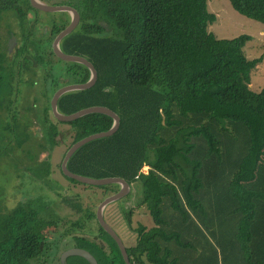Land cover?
<instances>
[{
    "label": "trees",
    "instance_id": "16d2710c",
    "mask_svg": "<svg viewBox=\"0 0 264 264\" xmlns=\"http://www.w3.org/2000/svg\"><path fill=\"white\" fill-rule=\"evenodd\" d=\"M229 1L240 14L264 23V0ZM71 6L80 21L60 47L86 57L97 80L61 95L58 109L72 114L106 106L120 124L112 135L81 146L67 167L92 178L122 177L141 189L138 205L146 207L152 225H133V210L117 219V225L129 224L124 244L130 263L264 264V89L250 85L264 53L246 56L249 34L218 38L209 29L217 15L209 11L208 0H72ZM42 12L54 17L42 19ZM70 21L69 12L41 11L30 0H0V29L8 33L5 48L0 35V159L13 153L4 144L12 134L16 146L27 145L28 159L19 158L18 170L29 169L49 182L59 171L72 186L101 188L105 196L120 185H88L62 171L74 143L110 130L115 122L105 113L72 121L52 113L51 99L60 87L91 76L88 66L63 60L53 50L55 37ZM16 34L18 45L10 50L8 38ZM28 71L36 75L30 83L39 79L43 89L35 130L37 115L21 114L17 104L23 86L15 80ZM61 146L55 171L52 156ZM59 184L62 193L55 196L79 215L45 219L27 198L5 211L1 205L0 264H54L65 241V248H94L97 264H126L98 220V206L83 208L80 195ZM54 200L49 208L61 214ZM105 234L113 243L109 253Z\"/></svg>",
    "mask_w": 264,
    "mask_h": 264
},
{
    "label": "rangeland",
    "instance_id": "374dc122",
    "mask_svg": "<svg viewBox=\"0 0 264 264\" xmlns=\"http://www.w3.org/2000/svg\"><path fill=\"white\" fill-rule=\"evenodd\" d=\"M48 4H69L71 5L72 0H44ZM208 9L209 11L215 13L217 15V20L209 25V29L218 37V38H234L240 34H249L251 36V39L247 41L244 50L245 54L248 58H254L257 56H260L264 53V23L256 21L254 19L248 18L242 14H240L238 11H236L229 0H208ZM56 13V12H55ZM42 19H46L49 17H54L52 14H47L45 12L41 13ZM9 24V23H8ZM16 25L14 27L15 32L20 34V29L17 27L18 23H14ZM40 32V29H38V32ZM0 35H3V46L5 48L6 39L4 38V35L8 37V33L3 29H0ZM16 42L13 44L12 48H15V46L18 45L19 42V35H15ZM11 36H9L10 40ZM8 40V43H9ZM8 46V44H7ZM46 44L43 43L41 45L42 49H46ZM14 50V49H13ZM21 79L17 78L15 82L22 83V94L20 95V101L18 104V109L21 114L23 112H31L30 117L32 115H37L36 120L32 124V128L35 130L37 128V122L39 121V117L41 115L42 111V104L44 102L43 99V89L41 87V82L38 79L37 84L33 85L30 83L33 81L34 76H36L31 71L23 73ZM252 78H251V89L254 91H260L264 89V60L262 63H260L256 69L252 71ZM32 78V80H31ZM40 78V75L38 76ZM23 81V82H22ZM39 82V83H38ZM22 109L20 107V103ZM33 110V112H32ZM26 114V113H25ZM8 116V115H7ZM34 118V117H33ZM37 134V133H36ZM4 144H6L8 147L11 146L12 152L17 156L16 160L11 159L13 153H11L8 157L5 155L2 159H0V207L3 206V211L12 208L15 204L24 203L26 202V198L30 199V203L34 204L37 209H41L43 212V215L45 219H49L52 217V215L56 216H66L69 218L74 219L76 216L79 215V212L76 210V207L73 208L69 206L65 201H63L61 198H58L55 196V192L62 193V190L58 185L61 183V185L72 188V193L78 194L79 200L82 203L83 208H86L87 206H99V204L104 200L107 196L113 194L110 193V191H107L108 193L103 196V189L99 188H85L83 185H73L70 184L71 182L65 177L61 175L59 171L56 173L54 172L52 174V180L49 181H43L40 178V176H33L31 175L29 169L26 171H20L17 167V161L21 157H26L25 160L28 159V156L25 154L26 144L22 146L21 148L16 146L14 136L12 134H9L8 138L4 141ZM65 146L59 147L52 156V162H53V169L58 170L56 167L57 162L60 161V158L62 156V152L64 151ZM10 153V152H9ZM8 153V154H9ZM47 155V152H43L40 155V158ZM10 158V160H9ZM24 160V161H25ZM19 167H23V165H19ZM144 170H148V168H144ZM20 173V175H19ZM37 177V180L34 179ZM65 188V189H66ZM140 192L141 189L138 188L136 185L134 187L132 186L129 193L122 197L119 200H116L114 202H111L107 205L105 209V218L106 221L114 228V230L119 234L121 237L123 243L124 241H129L130 236V230H129V224L127 222H124L122 225H117V219L123 211L126 210L130 211L133 210L134 214L131 215L132 218V224L137 226L138 222L146 225L147 227H150L152 225L151 217L149 213L147 212V209L143 205H138V201L140 198ZM110 193V194H109ZM56 197V200L59 202V209L62 211L60 214V211H53L49 208L50 202L52 201L55 203L54 199ZM72 200H77V197L71 198ZM62 205H61V204ZM98 204V205H97ZM95 206V208H96ZM98 208V207H97ZM62 225L60 224L59 232L62 229ZM78 232V231H76ZM75 232V233H76ZM77 234V233H76ZM58 235V234H57ZM104 241L106 242L105 249H110L109 245H111V239L110 237L105 234ZM71 241V240H70ZM65 241L61 245V250H59V253L55 257L54 264H87L85 263L83 257L78 255H69L66 257V259H62L63 253L69 249L74 247V245H69L65 248ZM73 244V241H71ZM128 243V242H127ZM113 244V243H112ZM125 245V244H124ZM80 247V246H77ZM65 248V249H64ZM82 248L87 249L90 251L95 258L98 257L97 252L94 248L91 246H84ZM107 251V253H109ZM150 264V263H147Z\"/></svg>",
    "mask_w": 264,
    "mask_h": 264
},
{
    "label": "water",
    "instance_id": "95a60500",
    "mask_svg": "<svg viewBox=\"0 0 264 264\" xmlns=\"http://www.w3.org/2000/svg\"><path fill=\"white\" fill-rule=\"evenodd\" d=\"M30 1L35 8H37L41 11H46V12L66 11V12H69L71 14L70 23L62 31H60L58 33V35L55 37V39L53 41V50L59 58H62L63 60H66V61H74V62L83 63L86 66H88L90 71H91L90 79L87 82L67 84V85L60 87L54 93V95L52 96V99H51V109H52L53 115L60 121H72V120L78 119V118H80L86 114L98 112V113L108 114V115L112 116L115 120L114 125L112 126V128L110 130L89 135V136L77 141L76 143H74L66 152V155H65L63 162H62V171L65 175H67L71 178H74L79 182L88 184V185L100 186V185H107V184H112V183H117L120 185V188L117 192L107 196L99 204V206L97 208V217H98V220H99L100 224L102 225V227L118 243V245H119V247L123 253V256L125 258L126 264H131L129 259H128V256H127L126 247H125L121 237L114 230V228L105 220V217H104V210L107 207V205L110 204L111 202H114V201L119 200L122 197L126 196L132 188L131 184H129V182L122 177L92 178V177H88V176H84V175L74 173L71 170H69L67 167V163H68L69 159L75 153V151H77L81 146H83L84 144H86L92 140L112 135L119 127L120 118H119L118 114L116 112H114L113 110H111L110 108H108L106 106H99V105L84 108V109H81V110L74 112L72 114H63L59 111L58 100L61 97V95H63L64 93L70 92V91L83 90V89L90 88L91 86H93L95 84V82L97 80V71H96L94 65L86 57L80 56V55H75V54L65 53L60 47V43H61L62 39L65 36H67L68 34H70L72 31H74L79 24L80 15H79V12L77 11V9L71 5H68V4L67 5H65V4H58V5L57 4H48L43 0H30ZM15 42H16V37L13 36L9 42V49L10 50L13 47V44ZM69 255H78V256L86 258L87 260H89L93 264H97V259L95 258V256L85 248H81V247L69 248L63 253L62 259H66V257H68Z\"/></svg>",
    "mask_w": 264,
    "mask_h": 264
},
{
    "label": "flooded vegetation",
    "instance_id": "af4514ba",
    "mask_svg": "<svg viewBox=\"0 0 264 264\" xmlns=\"http://www.w3.org/2000/svg\"><path fill=\"white\" fill-rule=\"evenodd\" d=\"M43 1H44V0H43ZM13 36H15V35H12L11 38H12ZM11 38H10V39H11ZM9 42H10V40H9ZM74 247H77V246H74ZM64 249H65V248H64Z\"/></svg>",
    "mask_w": 264,
    "mask_h": 264
},
{
    "label": "built area",
    "instance_id": "2783aa9c",
    "mask_svg": "<svg viewBox=\"0 0 264 264\" xmlns=\"http://www.w3.org/2000/svg\"><path fill=\"white\" fill-rule=\"evenodd\" d=\"M144 168H148L147 166H145ZM145 171V170H144ZM147 171V170H146Z\"/></svg>",
    "mask_w": 264,
    "mask_h": 264
}]
</instances>
